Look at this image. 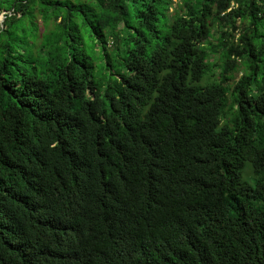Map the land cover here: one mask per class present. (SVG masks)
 Here are the masks:
<instances>
[{
	"label": "trees",
	"instance_id": "16d2710c",
	"mask_svg": "<svg viewBox=\"0 0 264 264\" xmlns=\"http://www.w3.org/2000/svg\"><path fill=\"white\" fill-rule=\"evenodd\" d=\"M0 264H264V0H0Z\"/></svg>",
	"mask_w": 264,
	"mask_h": 264
},
{
	"label": "rangeland",
	"instance_id": "374dc122",
	"mask_svg": "<svg viewBox=\"0 0 264 264\" xmlns=\"http://www.w3.org/2000/svg\"><path fill=\"white\" fill-rule=\"evenodd\" d=\"M0 20H3V17L2 16L0 17Z\"/></svg>",
	"mask_w": 264,
	"mask_h": 264
},
{
	"label": "built area",
	"instance_id": "2783aa9c",
	"mask_svg": "<svg viewBox=\"0 0 264 264\" xmlns=\"http://www.w3.org/2000/svg\"><path fill=\"white\" fill-rule=\"evenodd\" d=\"M2 21V20H1Z\"/></svg>",
	"mask_w": 264,
	"mask_h": 264
},
{
	"label": "water",
	"instance_id": "95a60500",
	"mask_svg": "<svg viewBox=\"0 0 264 264\" xmlns=\"http://www.w3.org/2000/svg\"><path fill=\"white\" fill-rule=\"evenodd\" d=\"M3 21V20H2Z\"/></svg>",
	"mask_w": 264,
	"mask_h": 264
}]
</instances>
